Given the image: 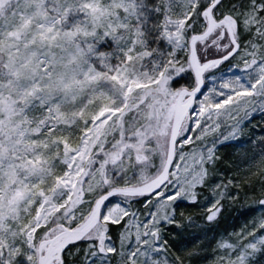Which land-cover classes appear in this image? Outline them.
<instances>
[{
  "label": "snow or ice",
  "instance_id": "1",
  "mask_svg": "<svg viewBox=\"0 0 264 264\" xmlns=\"http://www.w3.org/2000/svg\"><path fill=\"white\" fill-rule=\"evenodd\" d=\"M0 264H264V0H0Z\"/></svg>",
  "mask_w": 264,
  "mask_h": 264
}]
</instances>
